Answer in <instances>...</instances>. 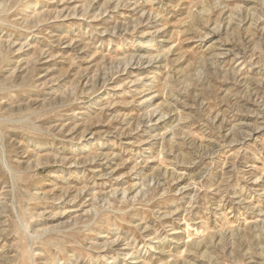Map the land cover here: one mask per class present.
Segmentation results:
<instances>
[{"label": "rangeland", "instance_id": "374dc122", "mask_svg": "<svg viewBox=\"0 0 264 264\" xmlns=\"http://www.w3.org/2000/svg\"><path fill=\"white\" fill-rule=\"evenodd\" d=\"M0 264H264V0H0Z\"/></svg>", "mask_w": 264, "mask_h": 264}]
</instances>
